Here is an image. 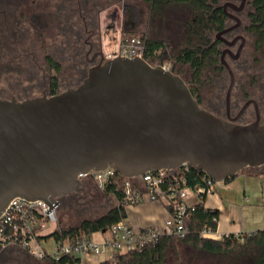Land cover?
Returning <instances> with one entry per match:
<instances>
[{"label": "water", "instance_id": "obj_1", "mask_svg": "<svg viewBox=\"0 0 264 264\" xmlns=\"http://www.w3.org/2000/svg\"><path fill=\"white\" fill-rule=\"evenodd\" d=\"M240 1L224 5L235 23L217 34L227 45L225 117L203 108L180 75L143 57L102 58L80 85L56 95L0 99V218L14 199L51 206L52 198L84 193L79 175L109 167L133 179L188 164L216 181L264 167L259 103L249 99L231 115L236 78L225 58H239L246 38L221 36L241 26L235 13L247 0ZM251 106L254 119L240 122Z\"/></svg>", "mask_w": 264, "mask_h": 264}, {"label": "trees", "instance_id": "obj_2", "mask_svg": "<svg viewBox=\"0 0 264 264\" xmlns=\"http://www.w3.org/2000/svg\"><path fill=\"white\" fill-rule=\"evenodd\" d=\"M107 1L112 2L113 0ZM141 1L149 4L152 10L158 14H162L166 7L173 6H177L178 10H180L179 12H183L180 16V24L182 26L181 28L184 29L186 39L185 47L173 57V60L176 65L188 66L191 76L190 81L185 80L178 70H171L175 74L180 75L186 81L193 96L203 108L216 115H219L222 109L225 111V98L223 99V95L220 94L216 98V105L220 108L212 110L207 108L204 104L205 98L203 93L206 87L211 85L215 87L218 93L225 92V90L227 92L228 88H226V79L223 77L225 70L227 71V69L221 61V43L216 38V35L219 32L229 27L230 22L229 17L223 9L221 0ZM241 17L244 18L241 30L244 34L249 36L248 41L252 48L251 55L254 59L252 65L247 68V72L249 73L248 80L244 83L237 82L235 84L232 98L236 97L237 100L243 104L249 99H255L259 103L262 119L264 121V0H247ZM167 47L168 45L164 41L147 37V47L143 57L151 65H164L161 60L163 59ZM34 53L37 55L36 51ZM11 55L14 64H19L18 60L21 58H28L26 56V50L19 46H14ZM29 55L33 57L32 54ZM45 58L52 67V70L54 71L53 74L56 75L49 85L51 90L50 95H56L60 93V84L57 75L61 72L62 65L52 56L46 55ZM7 59L9 60V56ZM82 75V78L79 80L80 82L71 85L72 87L70 88L80 85L86 78L87 72ZM25 99H27V97L18 100L23 101ZM208 102L210 101L208 100ZM242 123L247 122L243 121ZM250 169L255 168H248L244 171H249ZM168 174L171 175V177L174 175L173 171H168ZM204 175V172L190 168V170L187 173H184L183 176L186 179L188 186L195 188L197 185L202 184V178ZM234 178H230L224 182H230ZM126 179V177L116 171L115 175L108 181L104 189L99 187L92 174L82 179V186L84 189H86L84 187L85 182H89L90 184L95 183L97 188L102 190L105 195L112 196L116 200V206L95 220L84 219L79 225L63 226V224L58 221V227L55 231L37 237L39 243L42 240L47 241L49 238H53L55 241L63 239L73 241L76 239L91 238L95 235H99L112 225L125 221L127 219V208L129 207L123 193V185ZM131 182L134 189L139 191V194L140 192L145 193L146 189L141 184L140 179L135 178L132 179ZM68 200L69 197L66 201L61 203L60 206H62V204L65 205L69 202ZM167 209L172 214V207L168 206ZM219 218V210L205 208L204 200H201L195 205V210L190 213V217L185 222V225L188 228V234L185 238L179 239L173 236H164L157 245L148 247L143 254H117L108 260L101 261L100 264H118L127 260H129V264H162L169 244L175 239L181 240L203 252L215 255H237L236 251L238 249L244 250L245 252H257L259 255L256 257L254 264H264V230H259L246 235L229 234L224 235L219 239L202 236L204 229H208L213 233L217 232ZM48 259L51 264H67L66 258L60 259L59 261L51 258ZM73 261L75 262L71 263L76 264L79 260H74L73 258Z\"/></svg>", "mask_w": 264, "mask_h": 264}, {"label": "rangeland", "instance_id": "obj_3", "mask_svg": "<svg viewBox=\"0 0 264 264\" xmlns=\"http://www.w3.org/2000/svg\"><path fill=\"white\" fill-rule=\"evenodd\" d=\"M86 0H77L81 2V5H85ZM76 0H36V3L32 6L33 10L29 13H33L36 16L33 25L37 22L40 24L41 29L44 28V32L41 33V37L37 39L35 37L34 43L32 40L28 45L23 44L22 49H29L30 53L34 50L40 59L39 63L44 61L45 55H53L56 61L63 64L64 71L61 74L60 92L66 90L71 85L78 84L82 78V74L78 70L74 74L71 70L72 62L70 58H66L70 53H74V49L70 46V43L66 42L65 34L67 14L69 5H72ZM87 5H96V10L101 9L100 23H101V35L100 41L103 45L104 54L116 52V48L121 37V40L126 39L129 36H145L148 38H154L164 41L168 47L161 60L164 65H167L169 69L178 70L181 76L190 81V72L188 66L176 65L173 57L185 47V34L184 29L181 28L180 16L183 12H179L178 7H166L162 14L154 12L151 6L141 0H88ZM60 6V9L58 7ZM78 6V5H77ZM75 6V8H77ZM79 9V8H78ZM74 12V11H73ZM76 12V11H75ZM78 12V11H77ZM142 12L140 20L138 18L129 19V13ZM229 14H234L231 10L227 11ZM45 13V17L48 19V25L42 27L43 20H39L37 17ZM56 14L58 18H55ZM91 14V13H90ZM90 14H84L87 16V23L91 20ZM94 14V13H93ZM19 16V15H18ZM239 17V16H238ZM244 22L243 17H239ZM76 28L75 31L79 33L80 44L82 45L86 40L92 43H98L99 37L95 36L90 38L89 34L86 33L85 23L82 21L80 14L77 13L76 17ZM26 21V19H25ZM37 21V22H36ZM127 23V27H125ZM235 22L230 19L229 27ZM35 27V26H33ZM34 29V28H33ZM92 26L89 25L88 30H91ZM243 32V31H242ZM67 34L66 36H68ZM247 42L243 53H241L239 59L236 62L233 61L228 55L225 60L231 65L237 82H246L248 80L249 73L247 72L248 66L252 65L254 57L251 55V47L249 36L246 34ZM65 38V39H64ZM223 50L225 47L220 45ZM88 48H85V51ZM58 50L59 53L55 54L54 51ZM232 50V49H231ZM84 52L80 51L78 56L79 61L84 59ZM233 55L236 53L232 50ZM66 59V60H64ZM19 64L13 67H2L0 68V99L11 100L14 96L17 100L22 98H32L42 96L45 87L44 79L41 73H38L36 66L33 65V57L21 58L18 60ZM159 63V62H158ZM22 65V66H18ZM84 66V65H83ZM90 66H87V69ZM83 69H86L84 67ZM37 75L35 78L32 77L34 74ZM252 72V71H249ZM251 75V74H250ZM223 77L226 79L227 86L229 85L230 77L228 72L225 70ZM204 93V104L207 108L216 110L220 108L216 105V98L218 95H223L225 98V92H220L215 89L213 85L207 86L203 91ZM208 100L210 102H208ZM243 103H240L236 97L232 98L233 108L241 107ZM234 110V109H233ZM237 111V110H236ZM221 113H224L223 109ZM254 119L253 107H249L243 116L244 122H249ZM84 187L86 188L84 193L72 195L69 198V202L65 205L62 204L58 210V221L63 226H75L79 225L84 219L95 220L100 216L106 214L108 210L116 206V200L111 196L104 194L102 190L97 188L95 183L85 182ZM196 196H192L189 199H196ZM238 222H240L238 220ZM58 223H48L46 229L43 232H39L43 235H47L57 229ZM94 239L100 238L99 235H95ZM40 246L43 250L51 254L55 251L56 242L53 238H49L47 241L42 240ZM17 253V250L11 252ZM237 255H215L203 252L199 249L194 248L181 240L175 239L169 244V247L165 253L164 262L162 264H254L256 257L259 255L257 252H245L244 250L238 249ZM9 253L0 254V264H10L6 259ZM10 255V254H9ZM23 255L19 252V256ZM111 258L109 253L101 255H91L83 257V264H100L101 261L108 260ZM129 260L118 263V264H129Z\"/></svg>", "mask_w": 264, "mask_h": 264}, {"label": "built area", "instance_id": "obj_4", "mask_svg": "<svg viewBox=\"0 0 264 264\" xmlns=\"http://www.w3.org/2000/svg\"><path fill=\"white\" fill-rule=\"evenodd\" d=\"M146 47L147 37L145 36L133 35L123 40L120 37L116 52L106 53L104 57L106 60L116 57H143ZM163 66L169 68L167 65ZM190 168L188 164H183L178 169L171 170L174 174L172 177L167 170H163L147 172L137 178L145 187V194L149 201H162L166 207H172V214L169 212L162 226L137 229L121 221L100 233L98 239L91 237L73 241L68 239L55 241L56 248L51 254L41 248L37 237L43 235L39 232H43L48 223H58L57 213L61 205L58 198L51 199V206L43 201L29 202L14 199L0 218V252L10 246L19 245L37 258H51L57 261L66 258L67 264L75 262L74 258L79 260L76 264H83L84 256L109 253L112 258L117 254H143L148 247L157 245L164 236L183 239L188 234L185 222L190 217V213L195 210L196 205L189 204L188 199L196 196L199 201L205 200L217 184L224 182L216 181L205 174L202 184L192 188L188 186L183 176ZM115 172L113 167H109L103 171L80 174L79 177L82 180L92 174L99 187L104 189ZM131 180L127 178L123 185V193L129 206L138 204L144 195L134 189ZM214 234L208 229L202 232V236L206 238H214Z\"/></svg>", "mask_w": 264, "mask_h": 264}, {"label": "flooded vegetation", "instance_id": "obj_5", "mask_svg": "<svg viewBox=\"0 0 264 264\" xmlns=\"http://www.w3.org/2000/svg\"><path fill=\"white\" fill-rule=\"evenodd\" d=\"M87 2H88V0L85 1V5L83 6V5H81V2H77V0H76V2L74 4L69 5V8H67V10H68L67 20L68 21L66 23V31H67V34H69V35L66 36L67 34H65V38L67 39L66 42L70 43V46L74 49V53H70L69 55L66 56V58H70V61L72 62L71 70H73L74 74H76V72H78V70L80 71L81 74H84V73L88 72V70L91 66L99 64L101 62L102 58L105 60L103 45L101 44V41H100V35L102 34L101 33V23H100L101 9L96 10V13H95L94 10H95L96 5H87ZM35 3H36V0H0V68L16 66L17 64H14L12 62L13 57H11L14 46L23 47V44L28 45V43L31 40L34 43L35 37H37V39H38L39 37H41L40 36L41 33L45 31L44 28H42V29L40 28L41 27V25H40L41 21H40V24L36 21L37 23L35 25H33V21H35L36 16L33 13L31 14V16L29 15V13L33 10L31 5L34 6ZM221 3L223 5V7L226 3H233V4L239 6L241 1L240 0H221ZM75 6H77V8H75ZM58 9H60V6L58 7ZM244 9H243V11H244ZM228 10H231L232 12H234L231 7H228L227 11ZM243 11L238 12V13L234 12V13L237 16L241 17ZM77 13L80 14L82 21L85 23L86 33L89 34V37L90 38H94L95 36L99 37L98 43L95 44V43H92V42L86 40L82 45H79L81 37H79V33H77L75 31V28L77 25H76V20L74 19L76 17ZM87 13L88 14L91 13L90 14L91 20L89 21L90 23H87V20H86L88 15H84ZM44 14L45 13H41V15H38V17H37L39 20H41V19L43 20L42 27H43V24L47 26L49 23L48 19L45 17ZM54 15H55V18H58V16L56 14H54ZM141 17H142V12H138V13L131 12V13H129V19L138 18L140 20ZM25 19H26V21H25ZM89 25L92 26L91 30H88ZM241 25H242V23H241ZM33 26H35V27H33ZM125 27H127V23H125ZM240 35L244 36L243 32L241 30V26L239 28L227 33V34H224L221 37H222V39H225L228 42H233ZM216 38H217V35H216ZM217 40H219L221 45H223L225 47L222 50V53H223V51L227 48V45L224 43L223 40L218 39V38H217ZM240 43H241V40L238 39L237 42H235V45L231 47V49L235 50V48H236V51H237ZM85 48H88V49L85 51ZM25 50H26V56L28 58L30 56L29 54H32L33 65L36 66L38 73H41L43 76L44 87H45L43 94L45 93L48 96H51L50 95L51 90H50L49 85L54 80L56 75L53 74L54 71L52 70V67L50 66V64L47 62V60L45 58L46 55L44 57L45 58L44 61H42V63H39L40 59L37 58V55H39V54L36 55L34 53L35 52L34 50L32 53H30L28 47ZM80 51H82V52L85 51V53L83 55L84 59H82V61H79V59H78V56L80 55ZM54 53L58 54L59 51L55 50ZM227 55L233 61L236 62L237 59H233L228 53L226 54V56ZM8 56H9V60L7 59ZM47 56L53 57V55H51V54H49ZM10 58H11V62H10ZM64 60H66V59H64ZM60 64L62 65V70L57 75L58 80H59V84L61 83V74L64 71L63 64L62 63H60ZM87 66H90V67H88V69H87ZM84 67H86V69H83ZM36 76L37 75L34 72L32 77L35 78ZM70 87H72V86H70ZM59 91H60V89H59ZM13 98H15V97L13 96L11 99H13ZM240 109H241V107L240 108L239 107L233 108V106H232L231 115L235 116L239 112ZM219 116H222V117L226 116V107H225L224 113H219ZM243 116L241 117L240 122H243ZM75 194H78V193H70L68 195L61 196L58 198V201L61 204L64 201H66V199L68 197L70 198V197H72V195H75ZM13 250H17L18 254L13 253L15 255H12L11 252ZM6 252H8L10 254V255L8 254L6 256V259L8 260V263H10V264H51V262L48 258H44V259L37 258L34 255H32L29 251H27L26 249L22 248L19 245H13V246H10V247L4 249L1 252V255L6 253ZM19 252H22L23 255L19 256Z\"/></svg>", "mask_w": 264, "mask_h": 264}, {"label": "crops", "instance_id": "obj_6", "mask_svg": "<svg viewBox=\"0 0 264 264\" xmlns=\"http://www.w3.org/2000/svg\"><path fill=\"white\" fill-rule=\"evenodd\" d=\"M195 198L188 199V203H199V199ZM204 206L220 212L215 239L229 234L246 235L264 230V167L244 171L230 182L217 184L213 192L206 196ZM168 216L164 202L149 201L144 193L138 204L127 208L125 222L142 229L162 226Z\"/></svg>", "mask_w": 264, "mask_h": 264}]
</instances>
